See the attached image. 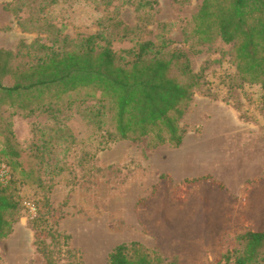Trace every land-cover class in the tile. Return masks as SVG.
Instances as JSON below:
<instances>
[{"label": "rangeland", "instance_id": "obj_1", "mask_svg": "<svg viewBox=\"0 0 264 264\" xmlns=\"http://www.w3.org/2000/svg\"><path fill=\"white\" fill-rule=\"evenodd\" d=\"M51 1L0 0V48L13 53V65L32 62L44 44L73 49L97 35L118 56L140 42L169 39L167 49L186 52L194 72L204 69L179 122L187 132L178 147L121 140L93 156L96 127L82 118L77 101L68 109L66 95L53 98L57 87L43 95L56 103V118L10 115L2 105L0 166L10 169L2 150L14 147L31 177L21 185L20 217L0 240V264H44L30 224L37 207L69 236L73 254L50 246L62 264H108L112 248L130 241L183 264L234 263L244 249L241 236L264 228V91L240 80L231 45L217 41L189 51L183 29H191L200 0H158L152 8L137 7V0ZM41 140L48 141L46 169L28 157L30 144ZM49 170L56 183L49 191L36 187V176L50 185ZM201 176L210 178L185 182Z\"/></svg>", "mask_w": 264, "mask_h": 264}, {"label": "trees", "instance_id": "obj_2", "mask_svg": "<svg viewBox=\"0 0 264 264\" xmlns=\"http://www.w3.org/2000/svg\"><path fill=\"white\" fill-rule=\"evenodd\" d=\"M57 1L52 0L51 4ZM102 3L111 1L102 0ZM137 3V7L152 8L158 5V0H137ZM190 24L189 31L183 29L184 41L190 42V52L200 53L202 46L212 47L217 41L231 45L240 80L259 85L264 91V0H200ZM96 39L97 35L89 36L73 49L44 44L32 62L16 65L11 62L13 53L0 48V108L4 105L11 111L10 115L24 118L35 112L56 118L59 114L56 103L52 99L47 101L43 95L57 87L53 98L66 95L68 109L77 101L82 118L96 127L93 156L121 140L146 139L148 148L164 144L180 146L187 131L179 122L200 85L204 67L194 72L186 52L167 49L169 39L163 38L159 44L152 40L140 42L136 49L120 56L109 44H99ZM11 131L7 132L13 135ZM68 137H73L70 131ZM28 148L31 151L28 157L37 159L35 164H45L42 154L48 148V141L33 142ZM2 152L11 178L5 185L0 184V240L11 234L20 217L25 197L21 185L25 177H31L19 159V150L6 147ZM48 173V186L39 176L31 181L49 191L56 180L53 171ZM209 178L201 176L185 182L191 184ZM218 186L223 190L221 184ZM30 224L33 245L42 254L44 264H62L60 258H55L51 245H61L65 253H74L67 249L69 236L58 231L39 207ZM241 237L244 249L234 263L264 264V228L248 230ZM45 238L50 243H45ZM107 261L108 264H183L176 256L163 257L137 241L117 244L107 254ZM234 263L224 258L214 264Z\"/></svg>", "mask_w": 264, "mask_h": 264}, {"label": "built area", "instance_id": "obj_3", "mask_svg": "<svg viewBox=\"0 0 264 264\" xmlns=\"http://www.w3.org/2000/svg\"><path fill=\"white\" fill-rule=\"evenodd\" d=\"M11 178L10 169L6 165L0 166V184H6Z\"/></svg>", "mask_w": 264, "mask_h": 264}, {"label": "crops", "instance_id": "obj_4", "mask_svg": "<svg viewBox=\"0 0 264 264\" xmlns=\"http://www.w3.org/2000/svg\"><path fill=\"white\" fill-rule=\"evenodd\" d=\"M187 143H188L187 140H185V145H184V146H185L187 149H189L190 147L187 146V145H188ZM183 150H184V147H183ZM185 150H186V149H185ZM185 150H184V151H185ZM189 150H190V149H189ZM187 151H188V150H187Z\"/></svg>", "mask_w": 264, "mask_h": 264}, {"label": "bare ground", "instance_id": "obj_5", "mask_svg": "<svg viewBox=\"0 0 264 264\" xmlns=\"http://www.w3.org/2000/svg\"><path fill=\"white\" fill-rule=\"evenodd\" d=\"M188 147H191L190 145H188ZM187 149V148H186ZM190 149V148H189ZM185 150V149H184Z\"/></svg>", "mask_w": 264, "mask_h": 264}]
</instances>
